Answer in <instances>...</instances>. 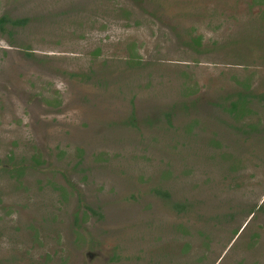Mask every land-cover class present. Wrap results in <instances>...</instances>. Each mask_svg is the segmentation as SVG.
<instances>
[{
    "label": "rangeland",
    "instance_id": "obj_1",
    "mask_svg": "<svg viewBox=\"0 0 264 264\" xmlns=\"http://www.w3.org/2000/svg\"><path fill=\"white\" fill-rule=\"evenodd\" d=\"M257 1L0 0V264H264Z\"/></svg>",
    "mask_w": 264,
    "mask_h": 264
},
{
    "label": "trees",
    "instance_id": "obj_2",
    "mask_svg": "<svg viewBox=\"0 0 264 264\" xmlns=\"http://www.w3.org/2000/svg\"><path fill=\"white\" fill-rule=\"evenodd\" d=\"M29 21L28 18H12L8 14H5L0 17V28L5 30L7 29V25L10 24L12 26H17L19 24H27ZM196 43H200V37L194 39ZM254 94L251 93H241L239 99H237L235 102H232L231 108L229 109L230 113H232V116L236 120H240L241 118L245 117L249 113H251L248 104L251 102V97H254ZM165 118L167 121H171V113H166ZM136 117L135 114H132V117L130 118V124L136 125ZM18 170V169H17Z\"/></svg>",
    "mask_w": 264,
    "mask_h": 264
},
{
    "label": "crops",
    "instance_id": "obj_3",
    "mask_svg": "<svg viewBox=\"0 0 264 264\" xmlns=\"http://www.w3.org/2000/svg\"><path fill=\"white\" fill-rule=\"evenodd\" d=\"M257 3H258V5H261V4H263V3H262L261 1H259V0L257 1Z\"/></svg>",
    "mask_w": 264,
    "mask_h": 264
}]
</instances>
